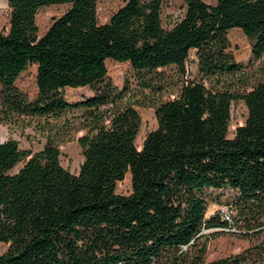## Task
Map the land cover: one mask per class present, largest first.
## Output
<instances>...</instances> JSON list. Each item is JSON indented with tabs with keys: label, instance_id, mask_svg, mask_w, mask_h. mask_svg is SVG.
<instances>
[{
	"label": "trees",
	"instance_id": "1",
	"mask_svg": "<svg viewBox=\"0 0 264 264\" xmlns=\"http://www.w3.org/2000/svg\"><path fill=\"white\" fill-rule=\"evenodd\" d=\"M162 1L124 0L99 23L97 0H7L1 109L45 116L82 108L85 131L77 136V173L60 164L50 141L34 152L13 138L0 141V241L8 243L0 264H264V238L206 262L196 242L202 227L227 224L204 217L208 187L234 191L236 230L264 232V79L240 91L220 81L240 68L228 49L229 28L242 31L251 57L264 52V0H182V14L167 28ZM61 2L69 6L38 35L36 10ZM190 49L208 85L186 80L155 103V127L137 147L139 115L105 60L128 61L137 73L167 65L182 73ZM29 64L36 65L32 97L15 84ZM86 85L90 96L64 97L65 87ZM237 98L246 114L229 137V104ZM126 172L130 192L118 193Z\"/></svg>",
	"mask_w": 264,
	"mask_h": 264
},
{
	"label": "rangeland",
	"instance_id": "2",
	"mask_svg": "<svg viewBox=\"0 0 264 264\" xmlns=\"http://www.w3.org/2000/svg\"><path fill=\"white\" fill-rule=\"evenodd\" d=\"M124 0H97L96 15L99 23L108 20L110 14L123 3ZM212 3L214 0H204ZM69 3H50L40 6L35 13L38 27L37 33L41 35L49 26L52 19L60 15ZM184 3L182 0H163L160 6V19L163 27L167 28L182 14ZM9 5L7 0H0V30L7 31L9 27ZM228 49L233 59L240 63V68L234 74L220 78L223 84H231L234 90L240 91L247 88L256 80L264 79V52L253 58L249 52V44L239 28H229L226 32ZM108 76L118 87L127 85L123 97L124 102L133 105L139 115V125L134 137V144L139 147L145 133L155 127L153 105L160 100L171 98L176 94L179 86L186 80H200L208 85L205 78H201L196 70L194 50L190 49L184 61V69L179 73L173 65L158 67L155 71L137 73L131 69L128 61H118L112 58L105 60ZM36 65L29 64L15 80L18 88L28 96L36 94ZM1 89V86H0ZM64 97L69 102L84 99L93 93L89 86L65 87ZM82 108L66 109L59 114L45 116L19 115L7 113L1 109L0 104V141L13 138L20 148L29 149L31 152L41 149L48 141L59 148V162L72 173H77L83 159L82 151L77 136L85 131ZM246 107L239 98L231 100L229 104V120L226 136H232L234 127L243 122ZM22 161L13 168L15 171ZM116 192L127 194L130 192V174L116 182ZM206 201L204 217L213 215L219 219L226 211L227 224L213 227H202L196 242L203 243L202 260L206 262L223 256H231L257 243L264 238V232L258 230L245 232L236 230L230 218L234 214L232 200L234 191L227 187L203 190ZM236 230V231H235ZM8 247L7 242L0 241V253ZM260 257V255H259ZM263 255H261V258ZM264 258V257H263ZM245 264H260L256 261H246Z\"/></svg>",
	"mask_w": 264,
	"mask_h": 264
},
{
	"label": "built area",
	"instance_id": "3",
	"mask_svg": "<svg viewBox=\"0 0 264 264\" xmlns=\"http://www.w3.org/2000/svg\"><path fill=\"white\" fill-rule=\"evenodd\" d=\"M222 216H223L224 218L228 219V215H227L226 211L223 212Z\"/></svg>",
	"mask_w": 264,
	"mask_h": 264
}]
</instances>
